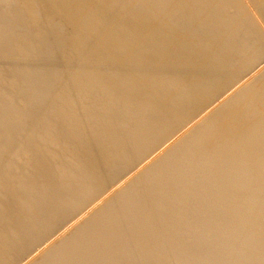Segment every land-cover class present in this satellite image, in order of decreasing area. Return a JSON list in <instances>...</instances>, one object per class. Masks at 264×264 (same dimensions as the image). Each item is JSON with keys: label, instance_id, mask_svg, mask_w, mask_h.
I'll return each instance as SVG.
<instances>
[{"label": "bare ground", "instance_id": "1", "mask_svg": "<svg viewBox=\"0 0 264 264\" xmlns=\"http://www.w3.org/2000/svg\"><path fill=\"white\" fill-rule=\"evenodd\" d=\"M9 1L13 21L0 19L6 85L20 79L18 61L46 62L23 51L35 49L44 6ZM98 1L90 9L114 28L105 61L95 64L90 46L100 39L88 40L86 27L34 81L24 78L9 96L0 89V264H264V0L242 1L246 19L233 16L228 31L229 17L213 16L223 1L201 15L200 0H183L195 34L210 35L191 52L209 74L203 89L189 83L195 111L172 100V83L155 80L148 91L149 69L133 66L144 53L122 43L143 30L144 11L132 20L121 1ZM161 36L147 50L155 67L174 66L189 81L198 67L170 61L172 43Z\"/></svg>", "mask_w": 264, "mask_h": 264}, {"label": "rangeland", "instance_id": "2", "mask_svg": "<svg viewBox=\"0 0 264 264\" xmlns=\"http://www.w3.org/2000/svg\"><path fill=\"white\" fill-rule=\"evenodd\" d=\"M92 1L93 0H33V2H36L38 5L41 4L42 6H44V10L46 13L44 14V18L42 20L44 26L38 34L31 33V39L35 43V49H30L28 43H26L23 51H25L24 55L26 57H33L36 55L42 59H45L46 62L43 65H40L39 68H37V66L33 65L30 62V58L28 61H22L21 63L20 61H18L17 65L19 64L23 70L21 72V77L19 80L15 81L12 84L6 85V82L5 84L0 82L1 96H9L12 92L15 91L16 87L13 86H15L16 83L21 82V80H23L24 78H27L26 81L29 80L28 83H30L31 81L35 80L36 71L45 69L46 65L50 67L51 64L53 65L54 63L59 62L65 56L63 47L75 41L77 36L79 35V32H87V30L84 31V29H87L89 27L93 28L94 31L90 34L84 33V35L88 37V40L90 39V41H92L96 38L100 39V43L92 44L90 46L91 50L98 52V58L95 64H98L99 61L106 60L108 55L104 51L106 46L114 42V36L112 32L114 28L111 30V33L107 32V30L105 29L107 27V23L100 20L104 15L102 13V10L100 9L97 11H92L90 9V4ZM119 1H121L123 7L126 8L124 15L130 17V19L132 20L138 16L139 12L141 13L142 11H144L141 13L142 16L140 17V21L142 23L140 24L143 30L136 28L134 31L130 32L128 36H124L123 38L122 44H124V46H135L140 50V52L144 53L143 59L138 61L137 63L135 62L133 66L137 67L138 69H143L145 67L149 69L146 76V82L150 84L155 80H163V85H169L172 83L171 89L175 90V94H173L172 100L180 102L181 105L184 106H191L190 111L197 110V105L200 103V100L199 97L191 96L189 83L195 79L194 86L199 90L203 89L204 84L206 83V81H204V78H208L209 74L204 71V67H198L199 64L195 65V62L191 60V58L193 57L191 52L192 50H195L196 45L200 41L203 40L206 42L209 40V32L204 31L202 39H200L197 33L195 34L194 25L197 24L195 22L196 18L192 17L187 12L183 0H168L166 3L165 0H144L143 6L141 8L136 7L138 0ZM215 1L216 0H200V2L198 1L197 6L200 14L206 15L208 14V12L211 13V11L214 10L212 9V5H214ZM222 1L223 5L221 7V12L217 16H213L214 20L216 21L219 20L222 16H228L229 22L226 30L228 31L232 29L234 22H236L235 19L234 21H232L233 16L242 18L239 20L241 22L245 21L246 18L242 16L243 9L241 7L242 1L244 3V0H220V2ZM99 2H101V0H99L98 3ZM0 3L2 4V7H0V19L5 21H13L11 20V13L6 14V12L3 10L7 5L6 0H0ZM8 3L12 6L13 0H10ZM27 3V0H23V5H26ZM177 13L179 14L178 16ZM110 17L111 23L116 21V18L111 16V14ZM89 18H91V20H98L93 24L91 22L86 23ZM116 23L117 21L115 22V24ZM48 25H56L57 27H59V33L55 34L52 31L50 32V30L47 29ZM134 25L135 21L134 23L133 21H131L123 26H117V28L115 29H117L118 33H121L129 30L130 28L132 29ZM101 26L105 27L100 29ZM35 31H38V29H36ZM146 31L150 33L149 36H146ZM104 34L106 35L105 37ZM157 35H162L161 37L163 40L168 39L170 43H172L170 44V49H173L174 51L170 55H168V59L171 58L169 59L170 61H172V59H177L181 64H183V66L188 67L191 70L198 67L197 72L194 74V76L192 78H187V80L189 81H186V78L181 77L180 73L174 66H165L162 68L155 67V61L154 59L152 60L153 54L147 52V50H151L154 48V46L161 44V40H152V36ZM138 42H140L139 45L141 47H143L144 44H146L147 47L143 50L141 47H138ZM237 49L238 52L240 51L241 53H246L248 51V49L242 45L239 48L237 47ZM165 55H167V52ZM247 58L248 57H245V59ZM152 61H154V63H152ZM116 63L120 65L121 60H119V63L116 61ZM4 64L6 63L3 62L2 65ZM2 65L0 64V67ZM84 68L86 67L84 66ZM65 73L66 70L62 72H54V75L59 76L60 74ZM132 74L133 75L127 74L125 76L127 84L131 85V82L135 79L134 73ZM101 83L103 84L104 81L100 82V86ZM152 86V84L151 86L148 85V91H151ZM165 92L166 89H163L160 93ZM18 101L19 98L15 103H18ZM109 115V113L105 112H101L99 114L100 117H106Z\"/></svg>", "mask_w": 264, "mask_h": 264}]
</instances>
